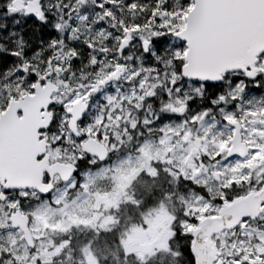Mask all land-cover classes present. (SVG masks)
<instances>
[{
  "label": "snow or ice",
  "instance_id": "1",
  "mask_svg": "<svg viewBox=\"0 0 264 264\" xmlns=\"http://www.w3.org/2000/svg\"><path fill=\"white\" fill-rule=\"evenodd\" d=\"M0 264H264V0H0Z\"/></svg>",
  "mask_w": 264,
  "mask_h": 264
}]
</instances>
